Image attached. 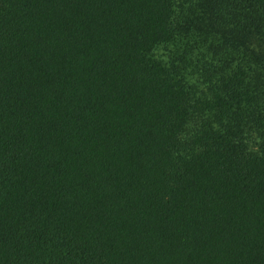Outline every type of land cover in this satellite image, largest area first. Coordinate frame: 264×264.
I'll use <instances>...</instances> for the list:
<instances>
[{"label":"trees","instance_id":"trees-1","mask_svg":"<svg viewBox=\"0 0 264 264\" xmlns=\"http://www.w3.org/2000/svg\"><path fill=\"white\" fill-rule=\"evenodd\" d=\"M0 264H264V0H0Z\"/></svg>","mask_w":264,"mask_h":264}]
</instances>
